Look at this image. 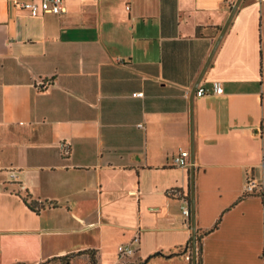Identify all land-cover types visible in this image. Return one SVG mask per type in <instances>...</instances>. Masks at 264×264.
<instances>
[{
    "label": "crops",
    "instance_id": "crops-1",
    "mask_svg": "<svg viewBox=\"0 0 264 264\" xmlns=\"http://www.w3.org/2000/svg\"><path fill=\"white\" fill-rule=\"evenodd\" d=\"M32 1L0 0V264H192V135L202 264H264V0L212 57L237 0Z\"/></svg>",
    "mask_w": 264,
    "mask_h": 264
},
{
    "label": "built area",
    "instance_id": "built-area-1",
    "mask_svg": "<svg viewBox=\"0 0 264 264\" xmlns=\"http://www.w3.org/2000/svg\"><path fill=\"white\" fill-rule=\"evenodd\" d=\"M23 10L28 11L32 14L38 13H53L61 14L64 11V1L63 0H41L40 2H29L25 4H20ZM224 92L223 87L220 83H214L212 87V94L222 95ZM206 95L205 90H200L197 92L198 97H203ZM134 97H143V94H135ZM190 152L187 150H181L173 159L174 165L179 168H187L189 166ZM245 194H255L261 192V187L256 182L255 179L249 177L244 188ZM183 214L185 216L190 215L189 208H183ZM137 241V240H136ZM118 252L121 254L122 258L131 257L133 254L132 245H122L118 248ZM190 260V258H188Z\"/></svg>",
    "mask_w": 264,
    "mask_h": 264
},
{
    "label": "water",
    "instance_id": "water-1",
    "mask_svg": "<svg viewBox=\"0 0 264 264\" xmlns=\"http://www.w3.org/2000/svg\"><path fill=\"white\" fill-rule=\"evenodd\" d=\"M243 0H237L234 8L232 9V12L230 14V17L225 25V27L222 30V33L215 45V48L212 52L211 57L213 56V54L215 53L217 47L219 46V43L223 37V35L225 34L229 24L231 23L235 13L237 12V9L239 8L241 2ZM192 118H193V113H192ZM192 132H193V119H192ZM195 146H194V138L192 135V146H191V174H192V185H191V192H192V204H191V214H192V242H193V263L192 264H197L198 262V244H197V239H198V235H197V231H196V223H195Z\"/></svg>",
    "mask_w": 264,
    "mask_h": 264
},
{
    "label": "trees",
    "instance_id": "trees-1",
    "mask_svg": "<svg viewBox=\"0 0 264 264\" xmlns=\"http://www.w3.org/2000/svg\"><path fill=\"white\" fill-rule=\"evenodd\" d=\"M197 244H198V262L197 264H202V239L199 237L197 239ZM75 256H68L65 257L64 259L60 260L61 264H71L72 260L74 259ZM56 260H53V262ZM90 264H97L96 260L94 257L90 258ZM121 264H143L141 261H132L130 257H125L124 261Z\"/></svg>",
    "mask_w": 264,
    "mask_h": 264
}]
</instances>
